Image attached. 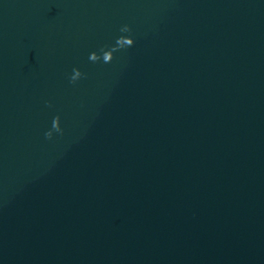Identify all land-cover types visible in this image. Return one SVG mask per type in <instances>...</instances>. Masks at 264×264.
<instances>
[{
	"label": "water",
	"instance_id": "water-1",
	"mask_svg": "<svg viewBox=\"0 0 264 264\" xmlns=\"http://www.w3.org/2000/svg\"><path fill=\"white\" fill-rule=\"evenodd\" d=\"M0 264H264V0H0Z\"/></svg>",
	"mask_w": 264,
	"mask_h": 264
},
{
	"label": "clouds",
	"instance_id": "clouds-1",
	"mask_svg": "<svg viewBox=\"0 0 264 264\" xmlns=\"http://www.w3.org/2000/svg\"><path fill=\"white\" fill-rule=\"evenodd\" d=\"M131 27L128 24H124L120 28L121 33H129L131 32ZM135 43L134 38L131 35H120L117 37L115 44L111 47L101 48L99 52L93 51L89 55V59L93 62L103 60L104 63H110L114 58V53L121 49H125L131 47ZM86 74L83 73L78 67H74L72 69V73L69 77V81L71 83H76L79 79H81ZM50 106V102H47ZM63 128L60 123V116L57 115L52 120L51 128L45 132V138L51 140L53 138L54 133L63 134Z\"/></svg>",
	"mask_w": 264,
	"mask_h": 264
}]
</instances>
